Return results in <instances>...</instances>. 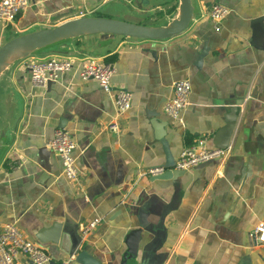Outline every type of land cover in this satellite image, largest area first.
Listing matches in <instances>:
<instances>
[{
    "label": "crops",
    "instance_id": "1",
    "mask_svg": "<svg viewBox=\"0 0 264 264\" xmlns=\"http://www.w3.org/2000/svg\"><path fill=\"white\" fill-rule=\"evenodd\" d=\"M192 3L189 27L171 38L85 34L37 51L30 57L73 62L45 88L33 85L23 60L0 74V224H16L56 262L84 252L98 264H264V244L250 235L264 220V0ZM214 3L230 8L219 31L207 17ZM179 6L180 0H31L13 24L0 22V46L82 16L163 26ZM87 59L112 61L110 92L80 78ZM181 79L191 82L183 124L163 111ZM119 89L133 94L123 116L113 97ZM113 120L118 132L108 128ZM158 122L175 161L201 139L211 149H232L223 160L156 179L148 170L166 158L153 129ZM57 127L75 142L78 182L64 176L59 154L47 147ZM94 218L100 223L76 247L81 226ZM137 229V254L130 256L126 239Z\"/></svg>",
    "mask_w": 264,
    "mask_h": 264
},
{
    "label": "built area",
    "instance_id": "2",
    "mask_svg": "<svg viewBox=\"0 0 264 264\" xmlns=\"http://www.w3.org/2000/svg\"><path fill=\"white\" fill-rule=\"evenodd\" d=\"M31 0H0V22L13 24L18 15L25 10ZM230 12V8L221 3H214L207 13L214 30L219 31L223 20ZM24 66L30 73L31 81L35 87L45 88L49 82L56 81L62 74L69 72L73 67L70 59L59 57L36 58L28 57L23 60ZM115 73L113 63L87 59L83 62L80 78L88 80L94 78L106 91H111V78ZM191 82L189 79H181L174 83V95L163 105L164 113L173 121L183 124L182 112L189 104ZM118 116H123L132 106L133 94L130 91L119 89L113 93ZM113 132L120 130L116 120L108 124ZM204 139L186 146L180 153L175 169L187 171L188 169L205 162L223 160L231 151V146L223 148H208ZM75 142L70 131L65 127H57L53 136L47 142V147L59 154L63 174L72 182L79 181V170L74 157ZM163 167L151 168L148 172L157 175L164 172ZM100 223L99 218H94L83 224L80 229V241L86 239L91 230ZM251 237L256 244H264V220L259 221L251 231ZM23 256L24 262L19 258ZM75 254L60 260L55 264H71L75 260ZM53 259L51 254L39 243L30 239L16 224H0V264H49ZM56 262V261H55Z\"/></svg>",
    "mask_w": 264,
    "mask_h": 264
},
{
    "label": "water",
    "instance_id": "3",
    "mask_svg": "<svg viewBox=\"0 0 264 264\" xmlns=\"http://www.w3.org/2000/svg\"><path fill=\"white\" fill-rule=\"evenodd\" d=\"M194 16L195 9L192 0H180L178 16L174 18L169 24L163 26L137 24L125 20L101 16H82L69 19L54 27L41 28L32 32L18 35L6 41L3 45L0 46V74L11 64L20 60H24L37 51L45 48L46 46H49L63 39L74 38L85 34H101L103 38L122 36L138 39H167L185 31L189 27ZM31 42L39 43V45L35 47V49H33L31 52L11 60L8 64H3L4 59L13 49L19 48ZM51 83L52 82H49L48 85H50ZM234 124V119L228 122L226 131L227 135L230 134ZM153 129L155 130V133L158 136L166 155L164 164L160 166L163 167L165 171L155 175V178L168 179L184 173V171L174 168L176 161L171 154L169 143L165 139V127L162 126L161 122H158L153 126ZM3 136V131L0 129V148L3 144ZM77 200V202H79V205H82L85 202L84 198H79ZM72 204L73 203L71 202L68 203L70 207H73ZM68 214L70 216H73L69 212V210ZM74 218L76 219L75 216ZM139 234V229L132 230L131 232H129V236L126 239L128 248L127 252L130 256H135L137 254ZM80 240L81 239H79L76 247L79 246ZM79 251L80 250H78L77 253ZM80 255L81 256H75V261L79 262L80 260V263L82 264H98L95 258L90 261L86 260V254L84 252H82ZM55 263V260H52L49 264Z\"/></svg>",
    "mask_w": 264,
    "mask_h": 264
},
{
    "label": "bare ground",
    "instance_id": "4",
    "mask_svg": "<svg viewBox=\"0 0 264 264\" xmlns=\"http://www.w3.org/2000/svg\"><path fill=\"white\" fill-rule=\"evenodd\" d=\"M38 45L39 43L31 42L19 48L13 49L4 59L3 64H8L11 60L31 52Z\"/></svg>",
    "mask_w": 264,
    "mask_h": 264
},
{
    "label": "trees",
    "instance_id": "5",
    "mask_svg": "<svg viewBox=\"0 0 264 264\" xmlns=\"http://www.w3.org/2000/svg\"><path fill=\"white\" fill-rule=\"evenodd\" d=\"M109 62H112V61H109ZM56 263H59V261H58V262H56Z\"/></svg>",
    "mask_w": 264,
    "mask_h": 264
}]
</instances>
